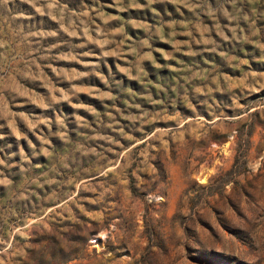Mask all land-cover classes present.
<instances>
[{
    "label": "rangeland",
    "instance_id": "obj_1",
    "mask_svg": "<svg viewBox=\"0 0 264 264\" xmlns=\"http://www.w3.org/2000/svg\"><path fill=\"white\" fill-rule=\"evenodd\" d=\"M0 264H264V0H0Z\"/></svg>",
    "mask_w": 264,
    "mask_h": 264
}]
</instances>
